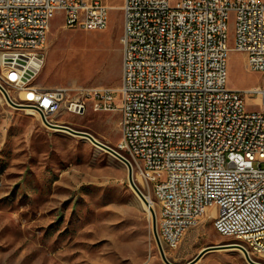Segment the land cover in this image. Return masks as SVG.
<instances>
[{
	"label": "built area",
	"instance_id": "1",
	"mask_svg": "<svg viewBox=\"0 0 264 264\" xmlns=\"http://www.w3.org/2000/svg\"><path fill=\"white\" fill-rule=\"evenodd\" d=\"M112 8L101 0H0V92L48 128H72L59 121L66 114L119 111L115 151L158 205L163 249L177 248L212 209L221 235L261 263L264 82L228 87L227 59L232 50L244 53L248 68L264 73V0H124L117 89L35 83L55 14H63L64 28L96 31L108 27ZM248 98L258 99L256 108H247Z\"/></svg>",
	"mask_w": 264,
	"mask_h": 264
},
{
	"label": "rangeland",
	"instance_id": "2",
	"mask_svg": "<svg viewBox=\"0 0 264 264\" xmlns=\"http://www.w3.org/2000/svg\"><path fill=\"white\" fill-rule=\"evenodd\" d=\"M101 1L113 7L104 30L64 28L63 14L54 15L36 84L120 86L123 16L116 7L124 0ZM233 43L231 16L229 47ZM227 70L232 89L264 82V73L250 70L245 54L235 50ZM0 97V264H167L156 243L152 211L139 204L124 161L89 139L46 127L39 115L12 105L1 92ZM253 99L246 100L248 109L256 108ZM120 119L119 111L88 109L59 121L116 149ZM211 212L177 248L166 249L169 261L188 264L205 248L223 246L195 264H249L231 245L238 241L217 232Z\"/></svg>",
	"mask_w": 264,
	"mask_h": 264
},
{
	"label": "water",
	"instance_id": "3",
	"mask_svg": "<svg viewBox=\"0 0 264 264\" xmlns=\"http://www.w3.org/2000/svg\"><path fill=\"white\" fill-rule=\"evenodd\" d=\"M4 95H5V98L6 100L11 103L12 105L14 106H18V105H15L9 94L7 92L4 91ZM56 128H59V129H63V130H66L68 132H71L75 135H78V136H82L84 138H87L89 139L91 142H93L95 145H97L98 147L102 148V149H105L109 152H111L113 155L117 156L118 158L121 159L120 155L115 151V149L111 148L110 146L102 143L101 141L97 140L92 134L88 133V132H85V131H79V130H75L73 128H70V127H67V126H60V127H56ZM128 179H129V183L130 185L133 187V189L137 192V194L141 197V199L145 202V203H148L146 198L142 195V193L138 190L135 182H134V179H133V174H132V170L129 168V174H128ZM152 214H153V229H154V235H155V239H156V243L158 245V248L160 250V253H161V256L163 258V260L167 263V264H175L171 261L168 260V258L166 257V253H165V250L163 249L162 247V244L160 242V239H159V236H158V232H157V219H156V213L155 211L152 209ZM223 246H210V247H207L205 248L204 250H202L191 262H189L188 264H195L196 262H198L207 252L209 251H212V250H215L217 248H222ZM237 247H239V249H241L244 253V256L246 258V260L248 261L249 264H261L259 262H256L254 260H252L250 258V256L248 255V253L246 252L245 248L242 246V245H237Z\"/></svg>",
	"mask_w": 264,
	"mask_h": 264
},
{
	"label": "bare ground",
	"instance_id": "4",
	"mask_svg": "<svg viewBox=\"0 0 264 264\" xmlns=\"http://www.w3.org/2000/svg\"><path fill=\"white\" fill-rule=\"evenodd\" d=\"M116 8H121V6H118V7H116ZM49 30H50V28H49ZM32 64L34 65V66H38L37 65V63H36V61L33 59L32 60ZM30 70L29 71H27V76H30L31 75V73H32V68H29ZM42 70V69H41ZM40 70V71H41ZM40 73V72H39ZM1 98V97H0ZM249 100H252V98H248ZM3 100V99H2ZM253 101H254V99H253ZM30 114H37V113H35L33 110H31V109H26ZM38 115V114H37ZM55 129H59V128H55ZM64 131H66V130H64ZM87 139V138H86ZM121 157V159L124 161V158L122 157V156H120ZM138 202H139V204L143 207V208H145L147 211H149L150 212V214H151V209H153L155 206V204L153 203V200H152V198L151 197H147V202L148 203H145L142 199H141V197L138 195ZM214 227H215V229L217 230V232L219 233V234H221V226H219V224H214ZM231 245H234V246H237V245H239V244H237V243H234V244H231ZM239 250H241V249H239ZM242 251V250H241ZM243 252V251H242ZM168 255H166V257H167ZM261 264H264V260H261Z\"/></svg>",
	"mask_w": 264,
	"mask_h": 264
}]
</instances>
